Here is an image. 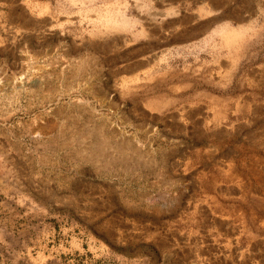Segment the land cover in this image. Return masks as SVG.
I'll return each instance as SVG.
<instances>
[{
	"label": "rangeland",
	"instance_id": "rangeland-1",
	"mask_svg": "<svg viewBox=\"0 0 264 264\" xmlns=\"http://www.w3.org/2000/svg\"><path fill=\"white\" fill-rule=\"evenodd\" d=\"M0 264H264V0H0Z\"/></svg>",
	"mask_w": 264,
	"mask_h": 264
},
{
	"label": "bare ground",
	"instance_id": "bare-ground-1",
	"mask_svg": "<svg viewBox=\"0 0 264 264\" xmlns=\"http://www.w3.org/2000/svg\"><path fill=\"white\" fill-rule=\"evenodd\" d=\"M240 14V13H239ZM240 18V17H239ZM206 93V92H205ZM209 93V92H208ZM199 94H201V93H199ZM207 95V94H206ZM211 96V95H210ZM205 97V96H204ZM207 97H209V96H207ZM224 99V98H223ZM211 100H214V99H211ZM215 100H216V98H215ZM222 105V104H221ZM223 105H224V103H223ZM222 108V107H221ZM222 131V130H221ZM253 146V145H252ZM251 146V147H252ZM252 151V150H251ZM124 152V151H123Z\"/></svg>",
	"mask_w": 264,
	"mask_h": 264
}]
</instances>
